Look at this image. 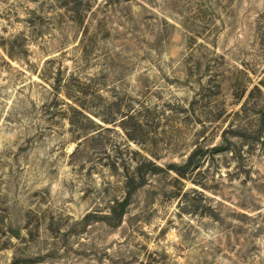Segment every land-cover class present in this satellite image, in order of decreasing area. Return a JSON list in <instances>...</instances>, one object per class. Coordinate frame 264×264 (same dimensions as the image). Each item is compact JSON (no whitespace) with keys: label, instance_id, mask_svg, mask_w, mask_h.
Wrapping results in <instances>:
<instances>
[{"label":"rangeland","instance_id":"obj_1","mask_svg":"<svg viewBox=\"0 0 264 264\" xmlns=\"http://www.w3.org/2000/svg\"><path fill=\"white\" fill-rule=\"evenodd\" d=\"M0 264H264V0H0Z\"/></svg>","mask_w":264,"mask_h":264}]
</instances>
